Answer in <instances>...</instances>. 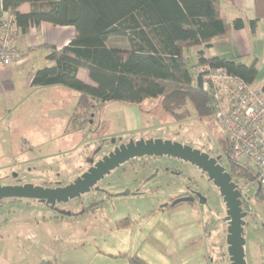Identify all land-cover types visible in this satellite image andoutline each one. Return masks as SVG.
Instances as JSON below:
<instances>
[{
    "label": "crops",
    "instance_id": "obj_1",
    "mask_svg": "<svg viewBox=\"0 0 264 264\" xmlns=\"http://www.w3.org/2000/svg\"><path fill=\"white\" fill-rule=\"evenodd\" d=\"M220 4L223 18L229 23L243 19L246 23L245 28L230 30L225 36L214 40L210 47H198L187 51V55L190 52L188 57L192 56L196 64L200 52H203L206 59L236 58L244 65H251L256 60L259 77L254 86L263 88L264 19L259 20L254 31L249 25L257 18L256 0H220ZM19 12L30 13V4L22 5ZM3 18L4 10L0 0V26ZM75 34L76 30L72 26H55L48 22L31 26L27 34L18 32L16 46L22 53L21 63L0 66V120L3 117L9 120L14 116L16 121L10 122L12 128L7 127V129L15 132L21 124H28L20 121L16 113L26 108L38 109L34 123L36 126L32 130L33 135L27 136V139L34 142V146L22 138L25 144H21V151H25L20 155H26L27 151H30L28 154L33 157L34 162L46 161L45 159L54 160L53 158L59 155H63L64 158L68 156L70 159L65 163L70 164L73 159H76L72 163L76 162L75 164L80 165L81 169L83 168L81 163L87 155L84 150L91 144L84 142L87 129L82 126L74 128L71 124L81 97L80 93L64 87H32L35 74L41 69L53 66L48 61L51 49L62 50L67 47ZM113 43L116 47L127 46L118 39H114ZM78 77L84 83L95 86L87 70L80 69ZM112 103H106L99 109V137H105L102 132L109 121L106 120L104 112ZM124 105L126 106L125 128L121 131L123 137L143 131V113L139 106ZM27 111L25 114L32 117L31 112ZM61 123L65 124L63 128ZM4 128V122L0 121V132L4 131ZM95 136L92 134V139ZM132 191L134 192L135 189ZM148 193L145 191L141 195L118 196L105 201L96 210L107 212L112 225L108 230L99 234L93 243L72 245L73 247L42 260L40 264L47 261H52L54 264H131L129 258L133 257L140 259L144 264H214L211 257L213 244L208 240L211 234L210 217L212 215L207 217L199 202H186L172 206L170 203L172 196L157 200L152 197L157 194ZM148 202L151 203L148 204ZM95 211L78 218L63 220L44 216L43 220L37 219L35 223L38 226L40 223L45 225L74 223L94 216ZM95 219L99 220L98 217ZM126 219L129 220V225L118 228L117 223ZM5 220L4 227L7 229L12 226V223ZM105 220L109 222L107 217L103 218V222ZM23 221L26 223L27 220L20 222ZM16 232L18 233L17 243L20 245V250H16L17 253L18 250L23 253L20 257H14L13 254L10 256L5 238L0 234V264H31L25 256L27 249L20 240L25 233ZM48 233L42 232V236L49 237ZM53 236H55L54 242H57L58 237Z\"/></svg>",
    "mask_w": 264,
    "mask_h": 264
},
{
    "label": "trees",
    "instance_id": "obj_2",
    "mask_svg": "<svg viewBox=\"0 0 264 264\" xmlns=\"http://www.w3.org/2000/svg\"><path fill=\"white\" fill-rule=\"evenodd\" d=\"M24 4H30V13L19 12ZM2 8L24 34L43 22L75 28L67 47L51 49L48 61L53 66L39 70L32 81L34 88L64 87L80 93L71 119L74 128L106 103L142 109L150 99H161L164 112L177 120L189 116L190 104L200 118L214 119L212 99L201 87V75L194 79L187 51L210 47L230 30L246 26L243 19L229 23L223 18L220 0H2ZM256 10V20L249 23L253 31L264 19V0H256ZM114 39L127 46L116 47ZM205 65L225 68L251 85L259 77L256 60L244 65L236 58L206 59L200 52L195 67ZM80 69L88 71L95 86L79 79ZM223 146L229 159L232 148L225 134ZM226 167L234 180L255 178L253 169L230 159ZM255 200L264 202V192H258ZM128 225V219L117 223L118 228ZM129 261L144 264L136 257Z\"/></svg>",
    "mask_w": 264,
    "mask_h": 264
},
{
    "label": "rangeland",
    "instance_id": "obj_3",
    "mask_svg": "<svg viewBox=\"0 0 264 264\" xmlns=\"http://www.w3.org/2000/svg\"><path fill=\"white\" fill-rule=\"evenodd\" d=\"M195 65V59L191 56L189 67L196 80L200 72ZM141 108L144 130L123 137L121 131L125 128L124 113L126 106L119 102L110 104L104 112V116L109 122L105 124V130L102 132L105 136L103 138L110 140L117 138H122V140L129 138L135 140L141 138L171 139L190 145L208 154L211 153L212 157L222 156L226 163L229 164V159L223 152L224 134L213 118H200L190 104L189 116L183 120H177L164 112L161 99L147 100L142 104ZM27 110L31 112L30 115L32 117L25 114L28 112ZM37 110L26 108L16 113V115H19L20 121L28 123L26 125L21 124L20 127L16 128V133L7 129V127L12 128L10 122L16 121L14 116L9 120L5 117L0 120L4 122L5 127L4 131L1 130L0 132V177H6L3 179L4 184H14L16 182L15 178H13L14 174H18L20 177L28 176L24 180L25 182L37 184L52 183L60 180L67 183L78 174L77 171L80 169V165L75 164L76 162L72 163L76 159H73L70 164H66V160L70 159L68 156L64 158L63 155H59L53 158L54 160L45 159L46 161L34 162L33 157L28 154L30 151H27L26 155H20L25 151H21V144H25L23 139L28 140L29 144L34 146V142L27 139V136L29 134L33 135L32 130L36 126L34 123ZM88 119L89 117L85 118V120ZM61 126L63 128L65 124L61 123ZM86 141L91 144L84 150L88 154L95 147L89 128H87V136L84 142ZM111 149L112 147L108 146L104 152L107 153ZM80 159L82 161V156H80ZM81 164L85 168L83 161ZM125 169L126 167H122L115 170L110 176L106 177L103 185L107 187L106 184L110 183L111 186H109L112 192L117 191L119 194L138 188L144 192L157 194L152 196L157 200H164L173 195H183L189 188L198 190L207 199V204L202 205L204 213L207 217L213 216L210 217L211 234L208 237L209 242L213 244L212 261L214 264H230L226 244L225 205L218 190L212 183L208 182L207 177L199 169L189 163L168 157L141 159L135 163L132 169H127L126 173H124ZM145 179L150 182L141 185L142 180ZM141 186L144 187L142 188ZM150 203L148 202V204ZM252 211L253 216L248 219V225L245 230L247 262L248 264H264V202L253 200ZM44 216L51 217V214L34 201H4L0 203V234L5 238V244L10 256L13 254L14 257H20L23 253L19 252L20 245L17 243L18 233L16 231L25 233L20 237L21 242L27 249L25 256L28 257L31 264H40L42 260L55 256L57 252L69 249L73 247L72 245L84 242L93 243L99 234L112 226L105 210H96L94 216L92 215L74 223L64 222V224L53 223L46 225L40 223L38 226L35 220L41 221ZM97 217L98 221L95 219ZM104 217H107L109 222L106 220L103 222ZM5 219L12 223V226L7 229L4 227ZM24 219L27 220L25 221L26 223L24 221L20 222ZM42 232H49V237L42 236ZM53 235L58 237L57 242H54L53 238L55 236ZM16 249H19L18 253Z\"/></svg>",
    "mask_w": 264,
    "mask_h": 264
},
{
    "label": "water",
    "instance_id": "obj_4",
    "mask_svg": "<svg viewBox=\"0 0 264 264\" xmlns=\"http://www.w3.org/2000/svg\"><path fill=\"white\" fill-rule=\"evenodd\" d=\"M113 144L116 139H113ZM168 157L184 163H189L199 169L218 190L226 209L225 223L227 224V252L230 264H248L246 255V227L249 213L243 208L241 193L232 175L227 171L218 158L190 145L182 144L171 139H131L121 144L114 151L94 163L87 172L65 187L45 188L34 184L2 185L0 182V203L4 201H34L49 206L55 210L58 204H68L82 198L110 176L115 170L125 164L144 158ZM17 175L14 174V177ZM130 191L117 196H129ZM193 202L192 197H182L175 200L172 206ZM200 204H207V199L200 197ZM70 216L71 213H67Z\"/></svg>",
    "mask_w": 264,
    "mask_h": 264
},
{
    "label": "built area",
    "instance_id": "obj_5",
    "mask_svg": "<svg viewBox=\"0 0 264 264\" xmlns=\"http://www.w3.org/2000/svg\"><path fill=\"white\" fill-rule=\"evenodd\" d=\"M17 25L13 15L4 11L0 26V66L20 64L22 53L16 46ZM201 87L212 99L214 119L231 144L229 159L254 170L255 178L237 179L243 208L253 213L252 202L264 191V91L248 84L225 68L205 65L199 69ZM215 158L226 167L222 156ZM227 169V167H226Z\"/></svg>",
    "mask_w": 264,
    "mask_h": 264
},
{
    "label": "flooded vegetation",
    "instance_id": "obj_6",
    "mask_svg": "<svg viewBox=\"0 0 264 264\" xmlns=\"http://www.w3.org/2000/svg\"><path fill=\"white\" fill-rule=\"evenodd\" d=\"M98 112H99V108H96L93 112H91L89 114V119L85 120V119H80L78 120L79 122L76 123L77 128L82 126L85 129L89 128L91 130V134H93L95 136L94 137V142H95V147L93 148V150L88 153L86 155V158L84 159V163H85V168H81L79 169L77 172L78 174H76L75 178L72 179L71 181H68L67 183L63 180L60 181H55V182H45L43 184H37V183H32V182H25L24 180H26L28 178V176L26 177H20L18 174H16L17 176L13 178H15L16 182L14 184H4L3 179L6 177H0V182L2 183V185H25V184H34L37 186H42L45 188H58V187H65L67 185H69L70 183L74 182L79 176H81L82 174H84L85 172H87L89 170V168L92 166L91 161H94V163L100 161L104 156L108 155L109 153H111L112 151L115 150V148H117L118 146H120L121 144L124 143H128L129 140H131V138L129 139H125L122 140V138H117L116 139V143L113 144L112 141L113 139H105V138H101L99 137V120H98ZM135 140V139H134ZM175 141V140H173ZM111 146L112 149L109 150L107 153H105V149ZM192 147V146H191ZM194 148V147H193ZM211 155V153H209ZM212 156V155H211ZM215 157V156H214ZM145 159V158H144ZM142 159V160H144ZM141 159L138 160H134L131 161L127 164H125L122 167H126L124 173H126L129 168H133L135 163L139 162ZM132 164V165H131ZM121 167V168H122ZM130 171V170H129ZM31 172V171H30ZM29 172V173H30ZM201 172V171H200ZM28 173V172H27ZM103 182L98 183L97 186H95L91 192L85 196H83L80 199L77 200H73L71 202H69L68 204H58L56 205L55 210H51L49 206H46L44 204H39L40 206H43L45 209H47L50 214L51 217H54L56 219H73V218H78L81 215H84L86 213H90L92 211H95L96 209H98L99 206H101L105 201H109L111 199H114L116 197H118L117 195L119 194L117 191L116 192H112L111 190V185L110 183H107V187H105V185H103ZM148 182H150L149 180H142L141 185L144 183L147 184ZM110 185V186H109ZM109 186V187H108ZM142 188L144 186H141ZM130 191V190H129ZM145 193L144 191H142L141 189H136L133 192L132 189L130 191V195H141ZM202 196V194L196 190V189H191L189 188L187 191H185V193L182 195H173L170 199H171V204L182 197H192L193 198V202H199L200 203V197ZM17 202H23L20 200H17ZM94 209V210H93ZM67 213H71L70 216H67Z\"/></svg>",
    "mask_w": 264,
    "mask_h": 264
}]
</instances>
